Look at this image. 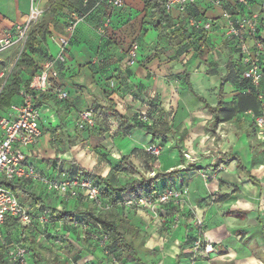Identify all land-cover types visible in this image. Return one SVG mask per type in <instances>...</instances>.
Here are the masks:
<instances>
[{"label": "crops", "instance_id": "1", "mask_svg": "<svg viewBox=\"0 0 264 264\" xmlns=\"http://www.w3.org/2000/svg\"><path fill=\"white\" fill-rule=\"evenodd\" d=\"M65 2L67 5L56 8L53 13L51 8L56 0L37 1L42 10L37 24L47 26L44 37L37 36L38 41L34 44L41 54L25 49L15 68L11 61L16 57L18 45L0 53L2 86L6 83L4 93L11 88L19 90L58 53L62 52L65 57L63 63L55 61L54 65L58 69L63 64L58 82L67 97L37 95L36 98L41 100L38 108L42 134L36 144L24 148L25 163L51 178H58L63 172L83 175L73 171L71 161L85 170L90 171L89 168L78 156L71 158V152H76L82 142L89 146L90 137L91 142L102 147L105 153L113 154L115 148L118 153L129 155L145 176V170L153 172L152 176L159 173L161 177L154 183V192L168 188L187 190L186 202L182 201L176 207L165 205L155 212L146 208H116L138 228V234L144 233V247H165L171 257L168 264H254L256 260L264 264V141L257 138L254 122V116L264 111V103L258 101L255 92L246 89L249 82L239 73L236 81H223L221 107L216 113L211 111L218 102L220 79L225 74L228 59L237 62L240 70V53L232 50L225 38L227 21L224 15L228 11L223 7L224 3L216 7L199 0L187 7L193 14L213 19L214 25L205 34V41L192 36L189 48L175 53L164 38L159 39L152 24H143V0H124L118 8H111L105 2L90 1L88 6L83 0ZM75 9L81 12L83 19L73 32L68 33L64 26L69 13ZM187 9L186 14L176 9L168 12L176 26L187 18ZM28 11V0H0L1 31H14L25 21ZM105 17L110 18V24L105 36L101 37L98 28ZM62 35L68 38L64 47L58 40ZM244 39L249 43L253 41L248 34L237 40ZM133 42L138 57L131 65L127 50ZM191 44L197 45L198 49L191 48ZM262 68L264 71V58ZM258 89L264 92V75ZM20 102L18 92L13 94L9 105L0 109V116L8 113L11 104ZM103 106L113 107L130 118L144 115L157 127L166 120L171 131L166 136L152 138L143 129L132 128L103 110ZM88 108L93 109L95 115L92 131L76 126L79 112ZM136 131H140L142 139L127 138ZM155 144L162 145L163 149L156 162L151 164L146 149ZM185 153L190 159H185ZM219 154L228 157L216 163ZM237 161L246 172L237 168ZM114 165H119V160ZM107 166L108 169L112 167ZM27 187L30 188L28 184ZM32 190L47 207L58 210L83 209L90 204V201L64 200ZM144 191L143 186L136 194L126 193L124 197ZM24 206L40 211L34 201ZM190 208L195 212H190ZM157 214L178 220L177 227L168 231L172 238L160 237L161 243L155 242L156 229L154 224L151 225L158 221ZM194 216L202 218L201 228L190 223ZM19 233L17 225L8 226V242H15ZM77 235H66L68 244L75 240L80 242L86 236L84 230ZM188 236H201L212 242L213 257L193 247L194 239L190 242ZM87 240L96 241L93 235ZM44 245L52 251L48 243Z\"/></svg>", "mask_w": 264, "mask_h": 264}, {"label": "built area", "instance_id": "2", "mask_svg": "<svg viewBox=\"0 0 264 264\" xmlns=\"http://www.w3.org/2000/svg\"><path fill=\"white\" fill-rule=\"evenodd\" d=\"M29 11L25 21L18 24L14 31L2 32L0 29V53L17 44L18 52L14 63L18 60L20 54L25 50L29 37V31L35 23L38 22L42 15V10L38 7V0H28ZM92 1L96 4L105 2L111 8H118L123 5L124 0H83V4L88 6ZM199 0H163L165 10L171 12L176 9L180 13L186 14L189 5ZM212 6L221 7L222 0H203ZM241 7H248L252 2H264V0H234ZM227 21L225 35L230 38L241 39L248 33H254L257 30L260 16L253 14L250 17H231L225 13ZM83 15L72 11L69 13L65 23V30L68 33L73 32ZM188 25L196 30L209 32L214 20L201 17H187ZM110 18L105 17L98 28L101 35L106 33L109 27ZM61 46H66L68 38L65 35L59 37ZM241 53V63L244 66L243 77L248 79L253 87L258 88L261 83L263 72L260 65V54L263 51V43L260 40L249 43L247 40H241L239 44ZM128 63L135 64L138 53L137 46L133 42L128 50ZM63 63L64 54L58 53L54 60H47L43 66L31 77L27 86H22L18 90L21 102L11 104L9 111L0 116V178L7 180H26L31 189L44 191L56 195L64 200L76 199L82 201H99L100 186L92 179L79 174H68L63 172L58 178H51L37 171L33 166L25 163L24 148L36 144L42 134V128L39 124L41 119L40 110L35 104V97L40 94H54L58 98H66L67 92L62 90L59 82V70L55 67L54 62ZM257 99L261 104L264 102V95L257 94ZM49 110V109H46ZM139 119L147 124L153 122L141 115ZM255 126L257 128V138L264 141V111L254 116ZM94 110L91 108L79 112L76 126L80 129H92L95 126ZM162 145H150L147 151L158 157ZM185 159H190V155L185 153ZM187 190L179 188H168L159 192L142 193L133 196H126L118 201V206L123 209H149L155 212L164 205L176 207L181 205L182 201L186 202ZM110 205L101 204L103 210H108ZM190 212H195L190 208ZM10 218L16 222L21 232H30L35 235L40 242L48 243L52 251L61 254V249L66 245L64 237L68 235V228L81 226L87 230L88 221L76 218L70 222H57L52 225L49 216L45 211H38L35 208L20 205L16 196L6 187L0 185V246L7 243L6 220ZM165 218H159V224L165 222ZM193 226L202 227V220L194 216L190 222ZM99 249L102 250L106 243L107 235L104 231L100 232ZM192 246L200 249L203 254L211 255L214 252V245L209 240L201 236L194 238ZM6 258L12 264H27V246L21 241H15L6 247Z\"/></svg>", "mask_w": 264, "mask_h": 264}, {"label": "trees", "instance_id": "3", "mask_svg": "<svg viewBox=\"0 0 264 264\" xmlns=\"http://www.w3.org/2000/svg\"><path fill=\"white\" fill-rule=\"evenodd\" d=\"M145 6V15L143 18V24L148 23L152 24L156 31L158 32L159 39L164 38L168 45L172 47L176 53V51L180 50L185 52L186 48H189L190 38L192 36H198L202 40H206L205 34L206 31L196 30L190 25L188 26L187 18L184 19V22L179 23L177 26L173 22V18L171 15L165 10L163 0H143ZM223 1V0H222ZM67 5L65 0H56L54 7L51 8L53 13L57 10L56 8H62L63 6ZM193 5V4H192ZM75 11L79 14L81 12L78 9ZM188 15L186 17H201L200 15L193 14L188 11ZM202 18V17H201ZM100 26V25H99ZM213 28V27H212ZM194 30V31H193ZM47 31V26L45 24H36V26L32 27L29 31L28 41L26 43L25 49H28L31 52H36L41 54L40 50L37 49L34 44L37 43V36L41 39L44 37ZM101 35V37H104ZM248 36L251 37L254 41L257 40L254 33H248ZM264 43V40H260ZM187 43L184 44L183 43ZM240 53V49H239ZM239 64L240 70L237 69V62L232 61L231 58L228 59L226 63V71L224 76L220 79V84L218 88V102L214 107H211V111L216 113L217 110L221 107V95H222V83L225 80L236 81L239 79V73L244 80L249 82L246 89L248 91L255 92L257 94L260 92L264 95V92L252 86L248 79L243 77V70L244 66L241 63V53L239 55ZM260 65L262 68V62L260 59ZM63 69L59 67L58 70L60 71ZM262 72L264 75V71L262 68ZM13 84L15 81L12 80ZM26 83L24 86H27ZM16 85V84H15ZM255 90V91H254ZM18 92V88H11L5 93L0 91V109L4 106L9 105L11 96ZM259 101V100H258ZM260 102V101H259ZM264 102V101H263ZM35 104L38 106L41 104V100L35 97ZM103 110L109 112L117 116L119 119L128 123L132 128L143 129L145 132L152 135V138H159L166 136L170 133L171 128L169 127L168 122L165 120L162 124L157 127L154 123L147 124L139 119V117L130 118L128 115L121 114L117 112L113 107L110 106H103ZM257 115V114H256ZM223 157L220 158V156ZM226 154H219L215 160L216 163L220 162L222 159L227 158ZM71 167L74 172H78L83 174L86 177L93 178L94 175L88 171L83 169L79 166L75 161H71ZM118 172H126L132 175L137 174L138 177H133L128 182L123 184H115L113 183L112 179L105 178L101 176H97V184L100 186V195L99 201H90V204L86 208H79L76 210H65L61 209L58 210L54 207H47L45 203L41 200L40 196L35 193L32 189L27 187L26 180H7L5 178H0V185L9 189L17 198L20 205H24L29 201H34L39 210L45 211L46 214L49 216V221L52 225H55L57 222H70L75 220L76 218H81L83 220L88 221L89 224L88 229L84 230L86 236L82 238L83 242H86L90 235H93L96 240H98V247L100 241V232L104 231L107 235V240L105 245L103 246L101 252L104 253H111V255H115L114 259L119 260L120 255L126 253L130 256L136 264H145L142 258L139 256L133 239L138 234V228L134 225L130 224L129 220L124 217L122 214H119L116 211L118 207V201L123 199L126 193H133L136 194L137 190L140 187L145 188L143 193H150L154 192V183L161 177L159 173L155 174L152 177L145 176L140 170L133 164L130 160L129 155H121L119 159V165L115 166ZM237 168L246 172L245 168L237 161ZM249 175V174H248ZM250 180L254 181V177L249 175ZM101 204H108L110 205L108 213H105V210L101 208ZM122 208V207H121ZM16 225V222L10 218L6 220V226L12 227ZM201 228V227H199ZM67 232L69 234L75 235V231L73 228H68ZM89 234V236L87 235ZM77 235V233H76ZM78 236V235H77ZM88 236V237H87ZM190 239V242L194 239L191 237H187ZM65 247H68L71 243L68 244L66 238ZM16 241H21L27 246V256L30 257L34 264H70L69 261L64 258V254H57L55 252H51L50 248L44 245V242H40L36 239L35 235L30 232H22L18 235L16 234ZM10 242V241H9ZM7 239L6 245L0 246V264H12L6 258V247L10 244ZM50 250V251H49ZM52 253V254H51ZM178 255L176 259H178ZM95 264V263H94Z\"/></svg>", "mask_w": 264, "mask_h": 264}, {"label": "rangeland", "instance_id": "4", "mask_svg": "<svg viewBox=\"0 0 264 264\" xmlns=\"http://www.w3.org/2000/svg\"><path fill=\"white\" fill-rule=\"evenodd\" d=\"M223 1H224L223 7L228 11L225 13H229L231 17L240 16L242 18L244 17L247 18V17L252 16L253 14H258L260 16L259 17L260 21L258 23L257 30L254 32V34L257 40H262V39L264 40V2H252L250 6L248 7H241L238 4H236L234 0H223ZM46 20H49V19L47 18ZM36 24L37 23H35L33 27L36 26ZM185 27L189 28V30L191 29L189 25ZM225 38L228 44H230L231 46L230 48L232 50L235 49V51H239V44L241 40L239 41L235 38H230V37H225ZM193 47L198 49L197 45L195 46V44H191V48ZM23 52L20 54V56L18 57V60L16 61L13 67L16 68L18 66V64L20 63V61L22 60L24 56ZM263 58H264V43H263V51L260 54L261 62ZM11 62L14 63V60L12 59ZM3 80H4V77L0 78V88H2L1 89L2 92H4L6 89V83L2 86ZM90 131H92V129ZM139 132L140 131H136L134 135L127 137V138H132V140L139 139V138L142 139L143 135L141 136ZM123 138H126V137H123ZM118 140H120V138ZM82 143L83 144L80 145L78 149H76V152L74 151L71 152V158L78 156V158H80L79 159L80 162L83 163L87 168H89V170L94 175V177L92 178L93 180L97 181L98 180L96 178L97 176H103L105 178L112 179L113 183L115 184H123L125 182H128L133 177H136V175L123 174L116 170L114 164L120 159L121 155L123 154L118 153L115 148H114L113 154L105 153L102 147H99V145H96V143L91 142L90 137L87 143L89 146H85L86 144L84 142ZM56 145L57 147L60 146L58 144ZM155 146H158V145L155 144ZM146 154L149 156V160H151L152 162L151 164L156 162L157 157H155L152 153L147 151V149H146ZM115 157H117V159H115ZM138 159H140V157H138ZM107 165H110V166L112 165V167L108 169ZM105 169H108V171H106ZM145 174L146 176H152L153 172L147 173L145 170ZM65 208L70 209L71 206H68V207L66 206ZM105 213H108V210H105ZM157 217H158V221L155 220L156 222H152L151 225L152 226L153 224L154 226L156 225L155 227L153 226V228L156 229L154 232L155 242H158L159 240V243H161L160 237H167V239L172 238V236L169 235L168 231L170 229H174L177 227L178 220L177 218L175 219L172 218L171 220H169L166 218V216H163L160 214L159 215L157 214ZM162 217L165 218L166 221L159 224V218L161 219ZM202 224H203V220H202ZM73 231H75L74 233L75 235L76 233L80 234V232L83 231V228H81V226H74ZM142 234L144 235V233ZM142 234L141 233L138 234L133 239L134 244L136 245V248L142 260L145 261L147 264H168L169 261H171L170 259L171 257L169 256V252H167L165 247L162 248V245L161 247H153V248L144 247V244L142 242V236H143ZM199 251L202 253L200 249ZM61 254H64L63 257L66 258L70 264H94V263L95 264H136L135 261L130 256H128V254L126 253L120 255V259L115 261L114 254L111 255V253L109 252L104 253L100 251L98 247V240H96L95 242L91 240H87L86 242H83V241L79 242L78 240H75L68 247H64L63 249H61ZM211 256L213 257V253H211ZM255 262L256 263L254 264H263L257 260ZM27 264H34L33 260L30 257L27 258Z\"/></svg>", "mask_w": 264, "mask_h": 264}]
</instances>
